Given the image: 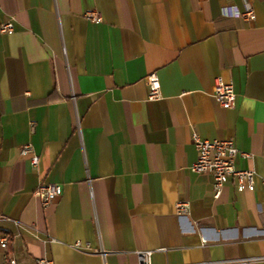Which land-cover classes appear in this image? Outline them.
<instances>
[{
	"label": "crops",
	"instance_id": "0c3cea01",
	"mask_svg": "<svg viewBox=\"0 0 264 264\" xmlns=\"http://www.w3.org/2000/svg\"><path fill=\"white\" fill-rule=\"evenodd\" d=\"M247 4L252 20L236 15ZM7 20L0 264H138L143 250L151 264L264 257V0H0ZM152 71L158 100H147ZM217 77L232 83L231 108L211 94ZM193 132L231 139L254 189L230 176L214 199L212 176L190 169ZM47 183L61 194L43 206L34 191Z\"/></svg>",
	"mask_w": 264,
	"mask_h": 264
},
{
	"label": "built area",
	"instance_id": "2783aa9c",
	"mask_svg": "<svg viewBox=\"0 0 264 264\" xmlns=\"http://www.w3.org/2000/svg\"><path fill=\"white\" fill-rule=\"evenodd\" d=\"M246 20L254 19V10L252 6L247 4L242 13H236ZM87 17L92 21H101V16L98 12H89ZM13 30L12 20H7L0 24V33L7 34ZM147 85V100H158L161 98L160 82L155 71L149 72L146 75ZM212 96L224 109L234 106L235 93L231 81H224L217 77L212 85ZM192 143L196 149L197 157L190 165L192 172L208 173L212 176V192L213 198H219L225 182L228 177L232 176L236 180V187L238 191L247 189L252 191L254 189L255 174L250 169H236L234 166L235 156L238 153L231 139H213L207 140L201 138L197 133L191 134ZM21 155H30L29 162L32 167H36L38 163V156L30 144H23L20 146ZM246 155V154H245ZM35 196L38 197L41 204L46 206L52 200L61 194V186L55 183L39 184L34 191ZM176 214L179 218L184 217L188 212V202L179 201L176 203ZM8 238L2 236L0 239V246L6 247ZM73 247L80 249L82 244L80 241H75ZM154 250H143L137 252L138 264H151V255ZM264 259V257L242 258L237 260V264H250L253 261ZM9 264H16L13 258H8ZM219 262H201L198 264H218ZM36 264H53L51 260L46 258H38Z\"/></svg>",
	"mask_w": 264,
	"mask_h": 264
}]
</instances>
